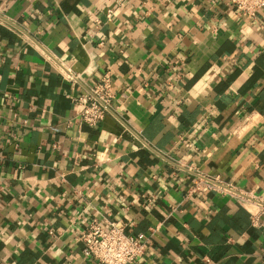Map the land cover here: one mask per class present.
Masks as SVG:
<instances>
[{
    "label": "crops",
    "instance_id": "1",
    "mask_svg": "<svg viewBox=\"0 0 264 264\" xmlns=\"http://www.w3.org/2000/svg\"><path fill=\"white\" fill-rule=\"evenodd\" d=\"M106 73L90 127L75 99ZM200 175L236 192L190 193ZM263 200L264 9L0 0V264H99L94 219L148 236L132 264H264Z\"/></svg>",
    "mask_w": 264,
    "mask_h": 264
},
{
    "label": "built area",
    "instance_id": "2",
    "mask_svg": "<svg viewBox=\"0 0 264 264\" xmlns=\"http://www.w3.org/2000/svg\"><path fill=\"white\" fill-rule=\"evenodd\" d=\"M238 12L248 17H255L257 12L264 9V0H229ZM110 10L107 17L112 16ZM97 23L100 20L97 19ZM70 80H76V76L70 74ZM114 101L113 80L110 74L93 86L86 95L75 99V103L81 106L80 119L83 124L97 127L105 117L112 112ZM218 191L235 193L231 186H226L218 179L207 176H198L190 187V193H206ZM255 208L249 209L252 225L264 232V200L257 201ZM79 240L84 243V255L93 258L99 264H132L145 255L148 248V236L128 235L124 228L114 222L107 228L94 219L81 232Z\"/></svg>",
    "mask_w": 264,
    "mask_h": 264
}]
</instances>
